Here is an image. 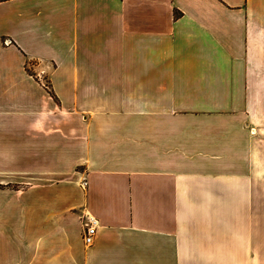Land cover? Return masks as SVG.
<instances>
[{
  "label": "crops",
  "instance_id": "0c3cea01",
  "mask_svg": "<svg viewBox=\"0 0 264 264\" xmlns=\"http://www.w3.org/2000/svg\"><path fill=\"white\" fill-rule=\"evenodd\" d=\"M0 264H264V0H0Z\"/></svg>",
  "mask_w": 264,
  "mask_h": 264
},
{
  "label": "built area",
  "instance_id": "2783aa9c",
  "mask_svg": "<svg viewBox=\"0 0 264 264\" xmlns=\"http://www.w3.org/2000/svg\"><path fill=\"white\" fill-rule=\"evenodd\" d=\"M88 186V181L86 179L82 180V187L86 188ZM99 220L94 216H87L86 222L84 223V242L87 245H91L96 237L98 230Z\"/></svg>",
  "mask_w": 264,
  "mask_h": 264
},
{
  "label": "rangeland",
  "instance_id": "374dc122",
  "mask_svg": "<svg viewBox=\"0 0 264 264\" xmlns=\"http://www.w3.org/2000/svg\"><path fill=\"white\" fill-rule=\"evenodd\" d=\"M16 186H20V185H25V183H18V184H15ZM5 186V185H4Z\"/></svg>",
  "mask_w": 264,
  "mask_h": 264
}]
</instances>
